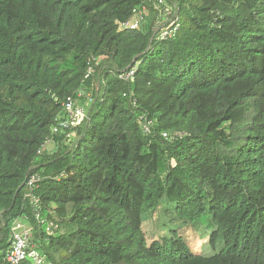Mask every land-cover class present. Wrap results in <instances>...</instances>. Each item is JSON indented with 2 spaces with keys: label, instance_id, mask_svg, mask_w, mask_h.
I'll return each instance as SVG.
<instances>
[{
  "label": "trees",
  "instance_id": "1",
  "mask_svg": "<svg viewBox=\"0 0 264 264\" xmlns=\"http://www.w3.org/2000/svg\"><path fill=\"white\" fill-rule=\"evenodd\" d=\"M150 1L0 0V264L16 220L49 264H264V0L118 29ZM68 98L86 120L53 134Z\"/></svg>",
  "mask_w": 264,
  "mask_h": 264
},
{
  "label": "built area",
  "instance_id": "2",
  "mask_svg": "<svg viewBox=\"0 0 264 264\" xmlns=\"http://www.w3.org/2000/svg\"><path fill=\"white\" fill-rule=\"evenodd\" d=\"M150 7V8H149ZM154 13V28L152 38L156 41H164L172 39L179 28V14L178 7L175 0H151L149 3L142 4L141 6L132 10L131 17L124 22H117L118 29L127 30H140L144 25L148 16ZM91 70L89 69L90 73ZM88 76V74H87ZM134 70L124 72L120 78L124 81H132ZM81 97V93L77 95ZM66 118L58 122V125L53 127L52 133L57 134L61 128H76L86 120V113L84 107L75 102L74 99L68 98L63 104ZM143 132L149 131V126L144 124L142 126ZM51 141L45 143V147ZM44 147V148H45ZM40 153V152H39ZM41 178L32 174L29 175L25 181L26 189L29 192L30 203L32 206V214L34 219L45 226V231L51 234L56 230V225L52 223H44L43 217L40 212L39 199L32 194V191L38 186ZM31 228L23 221L16 220L10 231V247L4 256V264H22L26 260L32 264H49L45 257L34 248L30 239Z\"/></svg>",
  "mask_w": 264,
  "mask_h": 264
},
{
  "label": "rangeland",
  "instance_id": "3",
  "mask_svg": "<svg viewBox=\"0 0 264 264\" xmlns=\"http://www.w3.org/2000/svg\"><path fill=\"white\" fill-rule=\"evenodd\" d=\"M48 145H49V147L47 149H45V150H51L53 148V145L52 144L49 143ZM146 226H147V224H145V230H146V232H150L151 231V228H148L147 229ZM185 231H187V230L186 229L185 230H182L181 231V234L183 235ZM188 232H190L189 233L190 234V237H188V239L190 240L189 243H190V247H191L192 250H194V251H203L205 253L212 252V246L207 241V239L205 240L206 237L205 238H202V237L199 236L198 233H195L192 230H189Z\"/></svg>",
  "mask_w": 264,
  "mask_h": 264
},
{
  "label": "crops",
  "instance_id": "4",
  "mask_svg": "<svg viewBox=\"0 0 264 264\" xmlns=\"http://www.w3.org/2000/svg\"><path fill=\"white\" fill-rule=\"evenodd\" d=\"M49 147V145H47L46 147H45V149H47Z\"/></svg>",
  "mask_w": 264,
  "mask_h": 264
}]
</instances>
